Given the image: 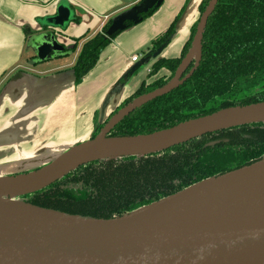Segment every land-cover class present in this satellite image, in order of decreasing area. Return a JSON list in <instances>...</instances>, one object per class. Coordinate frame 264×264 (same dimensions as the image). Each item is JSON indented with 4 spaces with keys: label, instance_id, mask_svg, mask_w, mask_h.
<instances>
[{
    "label": "water",
    "instance_id": "1",
    "mask_svg": "<svg viewBox=\"0 0 264 264\" xmlns=\"http://www.w3.org/2000/svg\"><path fill=\"white\" fill-rule=\"evenodd\" d=\"M218 2L210 0L192 47L169 84L128 104L98 136L72 146L51 164L27 174L0 178L17 181L16 185H0V264H264V230L253 227L256 220L264 218V159L110 220L71 216L13 201L39 192L94 161L152 155L205 134L263 123L264 102L225 109L147 136L108 137L124 118L182 84L193 61L198 65L203 34ZM163 4L164 0H143L125 17L112 20L109 34L124 30L127 21L139 24L141 15ZM76 18L73 7L62 1L54 16L40 20L42 31L28 40L33 55L29 64L37 66L67 56L71 48L58 36ZM148 59L134 63L121 80L128 82ZM125 139L142 140L144 147H106L102 157L89 160L100 146ZM209 181L222 182V186L191 199L196 187Z\"/></svg>",
    "mask_w": 264,
    "mask_h": 264
},
{
    "label": "trees",
    "instance_id": "2",
    "mask_svg": "<svg viewBox=\"0 0 264 264\" xmlns=\"http://www.w3.org/2000/svg\"><path fill=\"white\" fill-rule=\"evenodd\" d=\"M188 3L189 0L164 34L152 41V52L161 47L164 51L171 44ZM209 3L210 0H203L199 6V18L191 27L180 56L157 60L148 75L150 81L142 82L110 119L134 100L171 82L192 47L200 18ZM158 10L153 8L141 15L139 24L125 22L124 30L109 34L113 24L110 20L93 37L87 32L73 39L75 46L68 53L82 43L73 68L75 85H80L96 68L102 52L114 39ZM75 23L79 24L80 19L76 18ZM196 65L195 61L191 63L182 84L124 118L108 137L147 136L225 109L263 103L264 0H219L207 22L201 59ZM163 71L169 76L160 75ZM262 159L264 122L205 134L152 155L94 161L39 192L15 199L71 216L110 220Z\"/></svg>",
    "mask_w": 264,
    "mask_h": 264
},
{
    "label": "rangeland",
    "instance_id": "3",
    "mask_svg": "<svg viewBox=\"0 0 264 264\" xmlns=\"http://www.w3.org/2000/svg\"><path fill=\"white\" fill-rule=\"evenodd\" d=\"M63 4H66V2H63ZM129 10L116 15L112 14L110 20L125 17ZM103 21V18H101L100 22ZM157 23L158 19L147 23L143 22L122 32L102 52L101 62L99 61L100 63L93 70L94 73L87 81L85 80L86 82H83L84 78L78 86L75 85L70 73L73 76V68L82 49V43L78 44L75 50L69 52L67 56L35 66L36 73L45 72L48 74H42L37 78L32 76L31 82L27 80L29 78L27 76L31 73L27 72L22 77L18 76L21 73L20 71L13 73L10 79L6 80L0 87V94L3 95L0 98V119L3 120V126H5L1 135H5L6 138L15 135L14 140L10 139L4 144H14L16 141L21 140L24 133L28 134L27 138L29 140L37 137L38 141L25 142L21 148L22 155L17 156V159L14 158L13 154L0 157V163L3 164V168L0 167V178L27 174L49 165L58 155L63 154L72 146L91 139L98 131L99 135L102 131L100 127L109 122L111 115L121 107L122 103L135 93L143 81H150L148 75L157 60L163 57L167 59L179 57L186 39L184 38V32L181 35H176L163 53H158L159 49L152 52L151 40L156 37L155 28L158 26ZM70 26L68 34L74 38L78 37L76 33L80 31L83 35L87 33V28L82 27L79 31H73V28L78 25L72 23ZM99 26L100 23L93 26L92 31L89 30L91 37L100 31L101 27ZM63 38V36H58L60 42L63 41ZM74 38L64 39L66 47L74 48ZM118 44L124 48L121 53L122 59L127 58L128 62H131L134 56L139 57V62H142L146 57L149 58L147 64L141 63L142 68L138 69L137 73L130 77L126 83L121 80L125 73L118 80L115 78L119 64H114L115 61L113 63L105 61V58L111 55L105 52L116 49ZM27 46L24 51L25 58L23 56L21 64L25 68L33 70L34 68L29 66L33 56L29 61L26 58V55L29 56L31 53ZM163 74L169 76L165 71L160 75ZM62 76L64 78H59ZM10 80L13 83L11 91L6 92ZM14 84L17 92L13 94L12 87ZM43 88L47 89L44 100L42 99ZM47 94L49 101H47ZM47 106H49L48 111H46ZM95 111L97 112L95 113ZM94 114L95 117L93 118ZM61 128L62 130H60ZM47 140L49 142H45ZM35 142L36 144H34ZM19 159H21L19 163H14ZM4 168L8 169L3 173L2 169ZM13 201L17 202L19 200L14 199Z\"/></svg>",
    "mask_w": 264,
    "mask_h": 264
},
{
    "label": "crops",
    "instance_id": "4",
    "mask_svg": "<svg viewBox=\"0 0 264 264\" xmlns=\"http://www.w3.org/2000/svg\"><path fill=\"white\" fill-rule=\"evenodd\" d=\"M62 1H67L76 11V17L80 19V23L77 24L78 26L73 28V31H79V29L83 27V28H87L86 32H88L89 34V30L92 31L93 26H96L100 23L99 27H101L102 29V27L108 21H110V16L112 14L113 15L120 14L125 10L131 9L137 6L142 0H0V87L6 80L10 79L11 75L16 71H20L22 75H26L27 72L31 73L27 76L29 77L27 79L29 82L32 81L31 78L32 76L34 78H37L42 74H48L45 72L36 73L35 66H32L30 64L29 66H31V68H34L33 70L29 68H25L21 64V59L23 58V56L25 58L24 51L26 49V46L28 45V40H29L28 36H30L31 34L32 35L38 34L39 32L42 31L41 25L39 23L40 20H43L46 17L54 16L56 14V8L58 4ZM202 1L203 0H189L188 3L189 7L187 11H185L186 13L178 25L177 35L179 34L181 35V33L184 32V38H186L184 43L181 42L183 43L181 51L190 37L191 27L198 18L199 6L201 5ZM185 3L186 0H164L163 6L150 18V20L148 19L147 21L144 22L147 23L149 21L151 22L158 19V23H157L158 26L155 28L156 37L154 36L155 38L153 37L154 39H152L151 41L155 40L159 35H161L168 29L171 22L179 14L180 9ZM101 18H103L104 20L103 22H100ZM70 27L71 26H69V28ZM69 28L67 29L66 32L60 34V36L64 37L63 41H61L62 43H64V39L70 40V37L71 39L74 38L68 34ZM76 35L78 37L74 39L81 37L83 34L80 31L76 33ZM123 49L124 48L121 47L120 44H118V47H116V49H112L109 52L107 51L105 52L106 54L107 53L111 54L107 56V58H105V61H108L110 63H113L115 61L114 64L115 63L119 64V67L117 68V73L115 74V78H117L116 80H118L124 73H126L129 69H131L134 64L132 62H128L127 58L122 59L121 53ZM32 56H33L32 52L29 54V56L26 55L27 61L31 60L30 58ZM93 73L94 71H92L84 79L83 82H86ZM70 76L73 77L71 73ZM59 78H64V76ZM12 84L13 83H11L10 80L8 85L9 88L6 90V92L11 91ZM12 91L13 94L17 92L15 84L12 87ZM46 91L47 89L43 88L42 91L43 100ZM2 96L0 94V98ZM47 101H49L48 94H47ZM48 110H49V106H47L46 108V111ZM96 112L97 111H95V113ZM94 117L95 114L93 118ZM4 127L5 126H3V120L0 119V157H5L6 155L13 154L15 156L14 158L17 159V156L19 157L22 155L21 148L25 144V142L37 140V137L29 140L27 138L28 134L21 133L23 134L21 140L16 141L12 145L4 144L10 139L12 140L15 139L14 137L15 135L9 138H6L5 135H1L3 133L2 130L4 129ZM60 130H62V128ZM45 142H49V140ZM34 144H36V142ZM20 161L21 159H19V161H16L14 163L17 162L19 163ZM0 165H1L0 167H2L3 164L0 163Z\"/></svg>",
    "mask_w": 264,
    "mask_h": 264
},
{
    "label": "bare ground",
    "instance_id": "5",
    "mask_svg": "<svg viewBox=\"0 0 264 264\" xmlns=\"http://www.w3.org/2000/svg\"><path fill=\"white\" fill-rule=\"evenodd\" d=\"M246 120H243L242 122H245ZM169 143L166 142L165 145H168ZM134 148V147H144V143L142 140H115L111 142H107L105 145L100 146L98 149H96L89 157V160L97 159L103 156V153L107 148ZM151 149V146H150ZM149 149V150H150ZM8 168H4L2 172L4 173L5 170ZM227 183V181H225ZM17 181L12 179H2L0 180V185H16ZM222 186V182L215 183L214 181L204 182L203 184L196 187L194 192L191 195V199L195 198L199 195H206L210 190L220 188ZM255 229L264 230V218H260L256 220L254 226Z\"/></svg>",
    "mask_w": 264,
    "mask_h": 264
},
{
    "label": "built area",
    "instance_id": "6",
    "mask_svg": "<svg viewBox=\"0 0 264 264\" xmlns=\"http://www.w3.org/2000/svg\"><path fill=\"white\" fill-rule=\"evenodd\" d=\"M132 63H137L139 62V57L138 56H134L131 60Z\"/></svg>",
    "mask_w": 264,
    "mask_h": 264
},
{
    "label": "flooded vegetation",
    "instance_id": "7",
    "mask_svg": "<svg viewBox=\"0 0 264 264\" xmlns=\"http://www.w3.org/2000/svg\"><path fill=\"white\" fill-rule=\"evenodd\" d=\"M149 74H150V73H149ZM135 92H136V91H135ZM133 94H134V93H133ZM133 94H132V95H133Z\"/></svg>",
    "mask_w": 264,
    "mask_h": 264
}]
</instances>
